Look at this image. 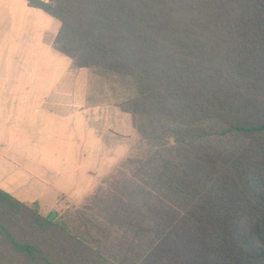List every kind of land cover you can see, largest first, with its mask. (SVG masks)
Segmentation results:
<instances>
[{
    "label": "trees",
    "instance_id": "1",
    "mask_svg": "<svg viewBox=\"0 0 264 264\" xmlns=\"http://www.w3.org/2000/svg\"><path fill=\"white\" fill-rule=\"evenodd\" d=\"M26 1L141 147L52 221L0 188V264H264V0Z\"/></svg>",
    "mask_w": 264,
    "mask_h": 264
},
{
    "label": "crops",
    "instance_id": "2",
    "mask_svg": "<svg viewBox=\"0 0 264 264\" xmlns=\"http://www.w3.org/2000/svg\"><path fill=\"white\" fill-rule=\"evenodd\" d=\"M60 27L26 0H0V188L43 214L48 194L53 212L62 195L84 200L92 191L88 170L82 177L78 166L56 164L68 150L63 136L74 151L81 132L95 135L88 82L73 78L72 61L53 49Z\"/></svg>",
    "mask_w": 264,
    "mask_h": 264
},
{
    "label": "rangeland",
    "instance_id": "3",
    "mask_svg": "<svg viewBox=\"0 0 264 264\" xmlns=\"http://www.w3.org/2000/svg\"><path fill=\"white\" fill-rule=\"evenodd\" d=\"M75 70V73H69L73 78L88 82L83 94L90 99V107L94 108L92 119L94 120L93 134L95 135L92 136L90 132L80 131L81 135L78 137L80 145L74 151L69 150L67 144L69 142H66L67 138L63 136V145L68 146L66 148L68 150L61 153V159L56 164H62L63 168L61 170H64V167L76 168L78 166L82 177L84 176L82 174L88 170L87 180L90 182L89 186H92V191L84 200L71 199V197L62 195L53 212H50L48 208L54 202V194H48L47 199H44L41 204L46 208L44 215L49 218L55 214L54 219L65 211L81 207L98 185L113 173L122 161L138 155L141 147L131 116L124 114L119 107L122 102L132 95L130 84L125 82L123 78L112 75H98L92 69L76 68ZM91 78H94L93 81ZM79 107L81 106L79 105ZM70 143L73 145L72 142ZM81 143L83 145L93 144V148L82 146ZM98 144L103 145V150L98 147ZM89 157L92 159L90 160ZM81 180L80 183H83V185H79V193L86 189V183L84 184L82 178Z\"/></svg>",
    "mask_w": 264,
    "mask_h": 264
},
{
    "label": "water",
    "instance_id": "4",
    "mask_svg": "<svg viewBox=\"0 0 264 264\" xmlns=\"http://www.w3.org/2000/svg\"><path fill=\"white\" fill-rule=\"evenodd\" d=\"M55 218V214H53L52 216L49 217V220H53Z\"/></svg>",
    "mask_w": 264,
    "mask_h": 264
}]
</instances>
